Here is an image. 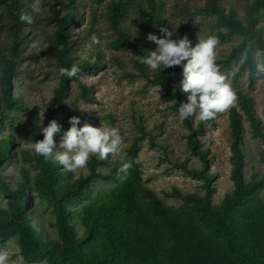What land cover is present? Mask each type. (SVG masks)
Returning <instances> with one entry per match:
<instances>
[{
    "label": "trees",
    "instance_id": "16d2710c",
    "mask_svg": "<svg viewBox=\"0 0 264 264\" xmlns=\"http://www.w3.org/2000/svg\"><path fill=\"white\" fill-rule=\"evenodd\" d=\"M93 1L87 18L86 11L76 5L77 0H44L45 14L32 12V0H0V192L12 202L7 226L12 230L5 231L6 236L0 235V239L5 242L16 236L26 260L49 264H264V173L251 182L245 179L240 132L243 124L236 106L229 111L232 191L219 204L213 202L216 174L207 168L210 150L203 138L197 137L206 123L216 124L225 111L196 125L194 118H188L183 120L191 129L188 145L204 166L189 172L204 179L206 193L185 194L183 203L176 207L145 183L138 162H131L127 169H123L125 163L101 170L93 167L90 174L75 177L58 163L35 155L32 148H24L23 141L42 140L43 135L37 116L26 107L25 94L14 90V83L21 82L20 75L27 71L22 64L34 57L26 51L31 43L30 31L46 18L53 24L46 38V49L52 57L46 71L59 77L53 102L47 107L46 126L56 119L61 130L68 129L69 118L85 112L80 99L96 103L95 86L79 77L98 73L110 62L120 65L130 78L143 77L162 87L178 113L180 103L187 102V94L180 87L182 65L165 68L159 74L141 64V57L157 48L147 40L148 34L160 38V28L167 27L174 29L173 39L186 35L192 46L198 42V35L208 33L220 42L241 39L233 45L227 64L238 62L248 44L260 47L264 59V0H206L194 10L188 0ZM21 13H31L33 23L21 22ZM99 17L112 31L109 46L131 55L129 62L119 56L108 60L101 49L84 50L78 44L84 30L91 35L97 32L94 27L99 25ZM73 64L80 68L77 76L56 75L58 67L70 68ZM73 81L79 89L77 96L70 93ZM237 103L254 134L264 141V123L256 114L253 98L237 90ZM26 110L25 117L22 113ZM13 161L28 162L35 169L32 185L31 173L24 165L25 179L10 180L2 173L1 168ZM181 167L186 168L184 164ZM95 179L110 186L95 189ZM34 193L48 200L51 223L39 213Z\"/></svg>",
    "mask_w": 264,
    "mask_h": 264
},
{
    "label": "rangeland",
    "instance_id": "374dc122",
    "mask_svg": "<svg viewBox=\"0 0 264 264\" xmlns=\"http://www.w3.org/2000/svg\"><path fill=\"white\" fill-rule=\"evenodd\" d=\"M77 1L76 5H80L86 11V17L89 18L91 16L90 5L94 1ZM188 1L192 5V10L203 6L206 2V0ZM32 2L38 7L39 13H47V5L44 0H32ZM99 18V25L94 27L97 32H93L94 34L91 35L90 32L84 30L78 44L83 45L84 50L101 49L108 60L119 56L129 62L131 55L118 52L109 46L112 31L104 19ZM170 19L178 18L170 16ZM85 26H82L81 29H85ZM52 27L53 24L43 18L38 27L30 31L31 43L26 51L32 52L34 57L27 59L22 64V67H27V71L20 75L23 82L14 83V90L25 94L26 107L37 116L36 119H38L41 128L46 126L47 107L53 102V93L59 84V77L49 75L46 71V68L49 67L48 62L52 58L46 49V38ZM206 35L210 34L204 36ZM240 41L241 39H234L232 42L219 41L216 47L218 58L216 63L236 96L237 90H241L253 98L256 114L264 123L263 50L258 46L248 44L238 62L227 64L226 59L231 54L233 45ZM79 78L84 83L95 86V96L97 97L96 103L79 100L81 109H85V112H81L78 116L81 123L88 122L95 127L104 124L118 128L122 143L117 153L110 154L104 160L98 159L101 164L98 160L95 162L96 156L92 155L84 168L72 171L73 176L88 175L93 167L101 170L116 163L129 165L135 161L142 167L145 183L155 189L167 204L179 207L184 201L183 195L190 193L204 195L206 193L204 179L189 172L204 167L198 154L188 145L187 135L191 129L187 128L185 122L179 119L178 113L172 109L173 101L166 97L162 87L151 84L143 77L130 78L120 65L112 62L98 73H86ZM70 93L74 96L79 93L75 81L70 85ZM234 106H236V111L243 124L240 132L242 135L241 147L245 153L244 176L247 182H251L260 178L264 173L262 159L264 141L254 134L241 106L237 102ZM231 108L218 118L216 124L206 123L203 126V132L197 135L198 138H203L206 147L210 150L211 156L207 168L211 173L216 174L212 183V199L215 204H219L225 194L231 192L234 187L229 118ZM22 115L26 117L28 110ZM42 120L43 122L40 124ZM198 121L194 119L193 124L196 125ZM66 130L62 129L54 136L57 144ZM151 132L153 139L150 136ZM33 143L25 140L22 142V146L31 148ZM182 164L186 168L181 167ZM22 165L31 173L29 185H32L35 169L28 162L13 161L4 165L1 171L10 180H22L25 179ZM92 182L95 189L110 186V184L96 179ZM34 197L39 213L47 223H51L53 218L48 200L43 199L37 193H34ZM11 203L10 198L0 192V235L3 237L6 236V232L12 230L7 227ZM0 251L8 252L9 264H49L45 260H26L20 252L16 236H11L5 242L0 239Z\"/></svg>",
    "mask_w": 264,
    "mask_h": 264
},
{
    "label": "clouds",
    "instance_id": "9594fccd",
    "mask_svg": "<svg viewBox=\"0 0 264 264\" xmlns=\"http://www.w3.org/2000/svg\"><path fill=\"white\" fill-rule=\"evenodd\" d=\"M38 11L34 4L32 12ZM19 19L23 23H33L31 13H21ZM196 22L199 23L198 20ZM160 32L163 34L160 38L148 34L147 40L154 42L157 48L141 57L140 63L159 74L165 68L182 65L180 87L187 94V102L180 103L178 108L180 120L194 118L201 122L208 121L217 113L235 105L236 93L226 82L216 63V47L219 42L217 36L198 35V42L192 46L186 35L173 39L174 29L170 31L167 27H161ZM79 71L80 68L73 64L70 68L58 67L55 73L60 77L72 78ZM42 122L43 120L40 124ZM68 122L71 126L63 132L58 144L54 140V136L61 132L62 126L58 121L53 119L42 127L40 132L43 139L31 145L34 154L58 163L66 171H75L84 168L92 155L104 160L119 151L122 137L118 128L104 124L95 127L88 122L78 126L81 125V120L77 116L70 117ZM128 167V164L123 165V169ZM0 264H9L7 251H0Z\"/></svg>",
    "mask_w": 264,
    "mask_h": 264
}]
</instances>
